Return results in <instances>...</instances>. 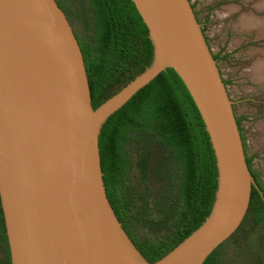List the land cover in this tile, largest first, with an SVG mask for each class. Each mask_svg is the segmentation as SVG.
Masks as SVG:
<instances>
[{
  "label": "water",
  "instance_id": "95a60500",
  "mask_svg": "<svg viewBox=\"0 0 264 264\" xmlns=\"http://www.w3.org/2000/svg\"><path fill=\"white\" fill-rule=\"evenodd\" d=\"M131 1L152 61L93 108L80 46L56 1L0 0V205L11 264H203L241 225L252 188L262 195L246 162L241 109L198 1ZM169 68L204 123L217 186L203 223L150 263L109 203L98 137L111 114Z\"/></svg>",
  "mask_w": 264,
  "mask_h": 264
},
{
  "label": "trees",
  "instance_id": "16d2710c",
  "mask_svg": "<svg viewBox=\"0 0 264 264\" xmlns=\"http://www.w3.org/2000/svg\"><path fill=\"white\" fill-rule=\"evenodd\" d=\"M55 1L70 22L76 19L82 26V33L75 36L92 107L97 108L150 65L153 47L147 28L131 0H79L75 11L67 6L69 0ZM213 58L217 61L218 56ZM236 122L241 132L240 119ZM242 143L249 171L262 195L252 188L241 225L203 264H221L224 245L245 226L257 234L259 264H264V185ZM154 144L159 154L150 172L162 184L158 200L151 199L142 182L151 166ZM98 147L109 203L148 262L162 258L210 214L217 186L214 153L200 114L173 69L158 74L106 119ZM158 224H162L159 237L142 234L144 228L151 230ZM0 246L5 254L0 264H11L1 205Z\"/></svg>",
  "mask_w": 264,
  "mask_h": 264
},
{
  "label": "rangeland",
  "instance_id": "374dc122",
  "mask_svg": "<svg viewBox=\"0 0 264 264\" xmlns=\"http://www.w3.org/2000/svg\"><path fill=\"white\" fill-rule=\"evenodd\" d=\"M75 1L67 2L71 11L76 10L79 0ZM197 1L241 109L251 167L264 185V82H257L253 76V64L259 56L257 51L264 48V0ZM69 23L74 33H82L78 20ZM151 151V166L142 182L151 199L158 200L162 184L150 172L159 154L156 144L152 145ZM135 177L140 180L137 174ZM161 225L151 230L144 228L142 234L157 238L162 233ZM256 235L249 226L242 228L230 239L221 264H259ZM0 260L5 261L1 246Z\"/></svg>",
  "mask_w": 264,
  "mask_h": 264
},
{
  "label": "crops",
  "instance_id": "0c3cea01",
  "mask_svg": "<svg viewBox=\"0 0 264 264\" xmlns=\"http://www.w3.org/2000/svg\"><path fill=\"white\" fill-rule=\"evenodd\" d=\"M257 53L259 54V56L255 58V61L253 64V76L257 82L263 83L264 82V48L261 50H258Z\"/></svg>",
  "mask_w": 264,
  "mask_h": 264
},
{
  "label": "flooded vegetation",
  "instance_id": "af4514ba",
  "mask_svg": "<svg viewBox=\"0 0 264 264\" xmlns=\"http://www.w3.org/2000/svg\"><path fill=\"white\" fill-rule=\"evenodd\" d=\"M196 15V14H195Z\"/></svg>",
  "mask_w": 264,
  "mask_h": 264
}]
</instances>
